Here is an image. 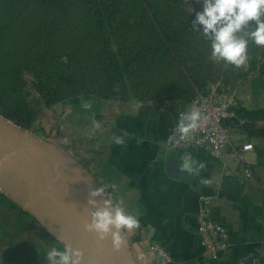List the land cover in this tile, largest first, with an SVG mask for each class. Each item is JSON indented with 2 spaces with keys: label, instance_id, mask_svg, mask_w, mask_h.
<instances>
[{
  "label": "crops",
  "instance_id": "obj_1",
  "mask_svg": "<svg viewBox=\"0 0 264 264\" xmlns=\"http://www.w3.org/2000/svg\"><path fill=\"white\" fill-rule=\"evenodd\" d=\"M236 97L237 115L226 124L230 142L221 160L200 149L169 150L168 137L184 109L177 112L90 93L71 95L43 109L36 140L71 161L97 188L108 186L111 192L116 186L114 201L123 199L125 210L140 221L138 229L122 233L124 254L132 264H162L150 249L154 243L165 248L171 264H264V70L241 85ZM84 103L92 108L84 109ZM125 130L126 144L115 145L112 135ZM244 144L253 149L242 154L243 159L231 155ZM186 154L206 162L199 176L181 171ZM170 158L178 160L173 168L183 178L168 172ZM48 170L58 172L63 189L78 183L64 181L61 173L69 175L57 165L46 170L51 177ZM201 179L212 183L202 185ZM0 194V264H46L47 249L62 247L63 237L17 196ZM201 196L210 198L211 215L230 234V248L216 262L200 260L195 225Z\"/></svg>",
  "mask_w": 264,
  "mask_h": 264
},
{
  "label": "rangeland",
  "instance_id": "obj_2",
  "mask_svg": "<svg viewBox=\"0 0 264 264\" xmlns=\"http://www.w3.org/2000/svg\"><path fill=\"white\" fill-rule=\"evenodd\" d=\"M143 2L122 0L123 10L125 8L135 14L129 17L130 22L143 16L142 9L147 6L161 20L162 27L181 29L184 26V29L174 31L177 38L173 39V44L177 46L179 60L185 63L164 68L161 77H157L148 90L138 87L139 91L134 92L131 84H119L115 88V97L136 99L155 108L181 112L195 93L214 89L237 90L264 70V56L253 53V56L250 53L248 64L241 68L209 60L210 43L190 28L195 12L202 11V4L197 0ZM190 6L194 11H189ZM84 9L79 0H0V21L4 24V32L0 36L1 124L36 140V134L42 131L36 124L43 109H49L71 95L83 93L82 90L90 92L101 83L96 69L97 59L103 56L100 35ZM182 65L186 68L185 74L181 73ZM47 102L53 104L46 105ZM26 120L31 121L29 126ZM57 168L65 172L62 166ZM44 169L52 171V167L44 166ZM1 170L7 173L0 166ZM52 172L50 182L57 186L61 197L82 211L72 194L73 189H63L58 172ZM66 173L73 179L64 173H61L62 178L68 182H80L84 191L82 182L69 171ZM7 176L12 181L21 182L19 176L12 173H7ZM0 193L11 196L1 185ZM0 199H3L1 194ZM36 204L41 208L42 218L47 219L45 225L58 238L63 237L56 224L63 232L64 224L51 217L41 200H36ZM29 210L35 213L32 208Z\"/></svg>",
  "mask_w": 264,
  "mask_h": 264
},
{
  "label": "clouds",
  "instance_id": "obj_3",
  "mask_svg": "<svg viewBox=\"0 0 264 264\" xmlns=\"http://www.w3.org/2000/svg\"><path fill=\"white\" fill-rule=\"evenodd\" d=\"M202 4V11L195 12L191 29L202 34L210 43L209 60L215 64L231 65L241 68L250 60L249 45L254 44L264 48V0H197ZM189 11H194L190 6ZM86 110L92 108L90 103H84ZM206 117L199 110H189L181 113L177 131L180 139H188L191 133L201 126ZM94 127L99 130L101 125L93 119ZM128 132L113 134L111 139L115 145L126 144ZM176 139L175 133L168 137V142ZM207 168L206 162L198 161L191 154L183 157L181 171L189 175L199 176ZM202 185L212 183L210 179H201ZM108 186L89 191L88 205L95 209L89 213L90 219L83 224L85 231L95 233L97 240L102 242L111 238L114 251H120L124 246L125 230L133 231L140 227L139 218L125 210L124 200L114 201L113 193L116 186ZM100 197L101 200L96 198ZM102 201V203H101ZM46 264H83L84 252L74 248L70 243L62 247H50L44 256Z\"/></svg>",
  "mask_w": 264,
  "mask_h": 264
},
{
  "label": "trees",
  "instance_id": "obj_4",
  "mask_svg": "<svg viewBox=\"0 0 264 264\" xmlns=\"http://www.w3.org/2000/svg\"><path fill=\"white\" fill-rule=\"evenodd\" d=\"M79 1L89 15V20L95 24L103 52V56L97 59L96 64L97 76L101 83L90 92L82 90L83 93L111 98L116 96V86L123 83L131 84V90L134 92L139 91L141 87H144L143 90H148L154 85L155 79L161 77L160 73L164 68L172 64L179 66L185 63L179 60L177 46L173 44V39L177 38L174 31L180 28L174 26H171L172 28L163 26V28L161 20H158L147 6L142 9L143 16L130 22L129 17L135 14L127 12L129 10L125 8L123 10L122 0ZM138 1L144 3V0ZM3 28L4 24L0 21V36L4 32ZM250 53L251 56L252 53L256 56H264V48L250 43L249 56ZM181 67V73L185 74L186 68H183V65ZM187 76L185 77L190 80V76ZM50 104L53 103L47 102L46 105ZM26 122L28 126L31 124V121L26 120Z\"/></svg>",
  "mask_w": 264,
  "mask_h": 264
},
{
  "label": "water",
  "instance_id": "obj_5",
  "mask_svg": "<svg viewBox=\"0 0 264 264\" xmlns=\"http://www.w3.org/2000/svg\"><path fill=\"white\" fill-rule=\"evenodd\" d=\"M177 162L175 158L169 159V173L179 175L173 168L178 165ZM55 165L62 166L65 172L74 174L88 192L97 188L71 161L60 154L55 157L48 146H43L15 128L0 123V166L6 169L7 173L21 178V182L12 181L7 173L1 170L0 185L32 208L35 214L41 213V208L36 204V200H41L51 217L64 224L63 244L70 243L74 248L83 250V264H132L124 254L123 247L120 251L113 250L111 238L100 242L95 233L84 230L86 219L79 218V215H82L81 210L61 197L59 189L50 182V177L46 174L44 166L51 168ZM179 177L183 178L181 174ZM96 199L101 200L100 197Z\"/></svg>",
  "mask_w": 264,
  "mask_h": 264
},
{
  "label": "built area",
  "instance_id": "obj_6",
  "mask_svg": "<svg viewBox=\"0 0 264 264\" xmlns=\"http://www.w3.org/2000/svg\"><path fill=\"white\" fill-rule=\"evenodd\" d=\"M237 107L236 90H208L197 92L182 113L189 110H199L203 119L201 126L191 133L190 138L180 139L177 123L173 128L176 139L168 142V148L174 152H185L191 149H200L209 153L215 160H221L229 146L230 136L227 122L235 119ZM181 115V114H180ZM171 134V135H172ZM251 144H244L234 148L231 155L243 159L242 154L251 151ZM250 176V171H245ZM195 231L200 248V260L204 262H216L230 248V234L228 229L216 221L210 212V198L201 196L196 215ZM162 264H171L172 259L164 247L158 243L150 246Z\"/></svg>",
  "mask_w": 264,
  "mask_h": 264
},
{
  "label": "bare ground",
  "instance_id": "obj_7",
  "mask_svg": "<svg viewBox=\"0 0 264 264\" xmlns=\"http://www.w3.org/2000/svg\"><path fill=\"white\" fill-rule=\"evenodd\" d=\"M49 173V175H52L49 170L47 171ZM60 177V176H59ZM68 177V176H67ZM70 179H73L72 177H68ZM60 180H61V177H60ZM65 181V180H64ZM80 183V182H79ZM79 183H77V185H73V190H72V194L76 200V202L80 205V207L82 208V215H79V218L80 219H90L89 217V213L91 211H94L95 209H92L87 201H88V198L87 196L85 195V191H83L82 188H80V185ZM75 184V183H73ZM84 186V185H83ZM85 187V186H84ZM86 192L89 194V192L87 191V189L85 188Z\"/></svg>",
  "mask_w": 264,
  "mask_h": 264
}]
</instances>
